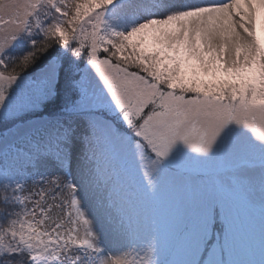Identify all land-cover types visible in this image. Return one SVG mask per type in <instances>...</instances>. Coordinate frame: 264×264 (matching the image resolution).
<instances>
[{
  "label": "snow or ice",
  "instance_id": "obj_1",
  "mask_svg": "<svg viewBox=\"0 0 264 264\" xmlns=\"http://www.w3.org/2000/svg\"><path fill=\"white\" fill-rule=\"evenodd\" d=\"M0 122V264H264V0H0Z\"/></svg>",
  "mask_w": 264,
  "mask_h": 264
},
{
  "label": "rangeland",
  "instance_id": "obj_2",
  "mask_svg": "<svg viewBox=\"0 0 264 264\" xmlns=\"http://www.w3.org/2000/svg\"><path fill=\"white\" fill-rule=\"evenodd\" d=\"M35 35V34H34ZM35 37L31 36H24L21 35L20 38H18L11 47L7 50L9 55L11 56H22L26 52L31 50V44H27V40L29 39H34ZM26 42V43H25ZM14 54V55H13ZM53 58L49 59L52 60ZM46 59L44 65L40 67L39 69H33L29 68L27 69V73L23 75V78L20 82V88L24 89L29 87V83L31 81H38L42 71L44 70L45 66L48 64V61ZM38 90V89H37ZM41 109V108H40ZM40 109L37 110L35 113L32 112H26L24 113L23 117L21 120L23 121H36L37 124L43 123L45 126H48V117L43 116V113L40 112ZM43 117L46 118L44 121H40L38 118ZM11 125L5 124L3 127L0 126V135H3L5 142H7L8 139V133L7 129ZM52 127H55V125L52 124ZM24 157H21V162L29 159L27 155H23ZM32 175L34 177H39L40 175H48V174H63V170L57 167V161L54 158H48L47 161L44 160H37L35 162L34 167L31 169ZM29 186H32L31 183ZM35 188H39V185H36ZM55 211V210H54ZM97 229H100L99 225H96ZM102 232V229H100ZM101 248L105 251L106 254L112 255V254H120L122 251V248L120 245H116L112 243L109 239L106 237H102L101 243H100Z\"/></svg>",
  "mask_w": 264,
  "mask_h": 264
},
{
  "label": "trees",
  "instance_id": "obj_3",
  "mask_svg": "<svg viewBox=\"0 0 264 264\" xmlns=\"http://www.w3.org/2000/svg\"><path fill=\"white\" fill-rule=\"evenodd\" d=\"M33 37H35L34 39H37V40L41 39V37L38 36V35H33ZM26 42H27V44H30V40L29 39ZM53 47L54 48H58L59 46L58 45H54ZM51 53H53V49H49L48 52H46L42 56H40L39 59L36 60L35 64H33L31 66V68L37 70L40 67H42L44 65L46 59L49 60L51 58H54L53 55H50ZM68 55L71 56V53H68ZM63 62H64L63 59H61V66H63ZM80 64H81V67H83V62H80ZM65 102H66L65 100H62L61 103H60V106L58 108H55V109L49 108V107H41L40 112L43 113V116L49 118L48 121H51L52 118L55 117L56 114L63 108ZM48 103L50 104L51 101H49ZM4 125L5 124L3 122H0V126L3 127ZM53 125H55V124L53 123ZM21 157H24V156L22 155Z\"/></svg>",
  "mask_w": 264,
  "mask_h": 264
}]
</instances>
